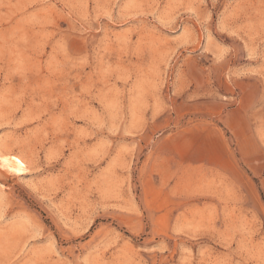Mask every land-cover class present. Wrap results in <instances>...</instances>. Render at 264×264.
<instances>
[{"label":"rangeland","instance_id":"rangeland-1","mask_svg":"<svg viewBox=\"0 0 264 264\" xmlns=\"http://www.w3.org/2000/svg\"><path fill=\"white\" fill-rule=\"evenodd\" d=\"M0 264H264V0H0Z\"/></svg>","mask_w":264,"mask_h":264},{"label":"bare ground","instance_id":"bare-ground-1","mask_svg":"<svg viewBox=\"0 0 264 264\" xmlns=\"http://www.w3.org/2000/svg\"><path fill=\"white\" fill-rule=\"evenodd\" d=\"M2 166L16 175H22L26 171L25 162L17 156H4L0 157Z\"/></svg>","mask_w":264,"mask_h":264}]
</instances>
